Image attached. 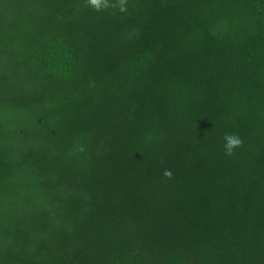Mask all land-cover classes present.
Here are the masks:
<instances>
[{
    "label": "trees",
    "instance_id": "16d2710c",
    "mask_svg": "<svg viewBox=\"0 0 264 264\" xmlns=\"http://www.w3.org/2000/svg\"><path fill=\"white\" fill-rule=\"evenodd\" d=\"M0 264H264V0H0Z\"/></svg>",
    "mask_w": 264,
    "mask_h": 264
},
{
    "label": "clouds",
    "instance_id": "9594fccd",
    "mask_svg": "<svg viewBox=\"0 0 264 264\" xmlns=\"http://www.w3.org/2000/svg\"><path fill=\"white\" fill-rule=\"evenodd\" d=\"M86 7L93 11L102 12L109 8L118 9L121 13L127 11V0H85ZM223 150L226 156H232L234 150L242 146V139L235 133H225L223 136ZM83 151V148H80ZM166 179H171L172 172L169 169H164L162 173Z\"/></svg>",
    "mask_w": 264,
    "mask_h": 264
}]
</instances>
